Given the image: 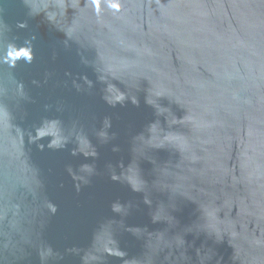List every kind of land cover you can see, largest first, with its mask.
<instances>
[{"label":"water","instance_id":"water-1","mask_svg":"<svg viewBox=\"0 0 264 264\" xmlns=\"http://www.w3.org/2000/svg\"><path fill=\"white\" fill-rule=\"evenodd\" d=\"M0 264H264V0H0Z\"/></svg>","mask_w":264,"mask_h":264},{"label":"clouds","instance_id":"clouds-1","mask_svg":"<svg viewBox=\"0 0 264 264\" xmlns=\"http://www.w3.org/2000/svg\"><path fill=\"white\" fill-rule=\"evenodd\" d=\"M111 6L114 7V8H119V5L116 4V3H113Z\"/></svg>","mask_w":264,"mask_h":264}]
</instances>
